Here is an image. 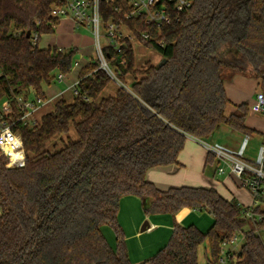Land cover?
<instances>
[{"label": "trees", "instance_id": "trees-1", "mask_svg": "<svg viewBox=\"0 0 264 264\" xmlns=\"http://www.w3.org/2000/svg\"><path fill=\"white\" fill-rule=\"evenodd\" d=\"M62 4L0 0V106L10 100L16 108L14 98L30 92L48 101L44 85L76 65L78 48L39 46L60 23L51 10ZM133 10L128 0L100 3L103 23L129 28L161 56L157 64L138 68L133 43L122 39L118 48L104 49L114 76L92 58L79 73L72 101L59 98L35 125L19 121V109L10 120L26 160L8 167L0 153V264H134L118 219L126 195L148 198L146 214L190 208L213 217L207 231L177 224L168 243L140 264H200L206 241L208 264H221L224 244L240 234L244 243L228 264H264V195L244 206L215 188L161 190L146 178L151 167L179 164L188 136L210 139L222 124L245 136L258 132L246 124L248 104L226 114L231 100L225 81L251 75L264 91V0H193L161 26L148 22L146 13L128 18ZM112 80L120 82L115 94L101 96ZM57 139L62 146L50 151ZM215 160L209 151L206 164ZM103 226L113 229L115 247Z\"/></svg>", "mask_w": 264, "mask_h": 264}, {"label": "built area", "instance_id": "built-area-1", "mask_svg": "<svg viewBox=\"0 0 264 264\" xmlns=\"http://www.w3.org/2000/svg\"><path fill=\"white\" fill-rule=\"evenodd\" d=\"M102 0H63L62 5H54L51 10V15L54 18L62 19L64 17H70L74 20L76 27L87 26L91 27L96 39L97 55L95 56L99 62L100 67L105 69L110 75L113 72L109 66V62L105 53V47L113 46L119 47L120 40L129 39L134 45V41L140 42L139 39L125 26H118L115 22L109 21L105 25L107 37L109 43L106 46H102L100 43V23L103 22L100 14V3ZM107 2H113L114 0H104ZM128 2L134 8L133 12L127 17L132 15H142L146 13L148 22L156 23L161 26L163 23H170L172 21V13L183 12L188 10L193 0H128ZM171 3L172 5H168ZM118 8H115L117 10ZM146 38L147 35L143 34ZM39 35L36 34L33 38V42L38 41ZM63 50V49H61ZM78 65V62L76 63ZM64 76L59 75V81H63ZM79 81L73 84L70 89H73V95H78L79 91L76 86ZM15 106L12 101L5 100L0 106V153L8 158V167H21L25 164L26 154L24 151L23 140L19 133L14 132L13 124L10 121L14 116L16 109L21 111L19 121L35 125L40 119H38L39 111L45 102L38 97H30V94H21L14 98ZM253 112L264 113V91L260 90L256 94L255 102L249 107ZM250 137L246 136L244 144L239 152L235 153L231 149L220 144H208L202 141L206 148L212 152L216 158L222 163L218 168V173L223 174L226 172V168L229 167L231 173L241 178L243 185L250 190L255 198V204L261 195H264V145L261 147L256 164H253L248 160L245 155V148ZM249 171L253 175L245 176V173ZM254 204V205H255ZM252 217V213H247ZM261 219V217H259ZM238 236H235L231 242L224 244L223 257L221 258V264H228V257L234 254L230 248L226 249V246L236 242Z\"/></svg>", "mask_w": 264, "mask_h": 264}, {"label": "rangeland", "instance_id": "rangeland-1", "mask_svg": "<svg viewBox=\"0 0 264 264\" xmlns=\"http://www.w3.org/2000/svg\"><path fill=\"white\" fill-rule=\"evenodd\" d=\"M67 18H62L60 23L56 26L55 31L50 34H44L41 36L39 46L40 47H47V46H56L59 47L60 49L63 50H68L70 48H78V53L75 56V61L79 62V65L73 66V69L71 73L66 75L64 78V82L62 81H57L55 83H52L51 85H44L43 90L45 93V96L49 99L48 101L45 102V104L42 106V110L38 116V119L41 118V116L47 112H50L54 108V101L56 95L66 89L69 85L68 88H70L73 84L77 82L79 79V73L82 70V68L92 59L96 58L95 56L97 55V46H96V39L95 35L93 34V30L91 27L87 26H81V27H76L75 23L70 20H66ZM68 21V22H65ZM100 43L104 47L108 45L109 39L107 37V32L105 29V25L103 22L100 23ZM134 49H135V60L137 67H142L143 64H145L147 61H150L154 64H157V60L159 59V54L150 48H147L143 46L140 42L134 41ZM161 59V58H160ZM159 62V61H158ZM249 77H252L251 75H248ZM133 80V77L131 75L126 76V83L129 86L131 81ZM75 82V83H74ZM118 85H120L119 81H114L112 80L107 87L105 88L103 94H108L112 92ZM67 88V89H68ZM261 90V88H260ZM256 90L255 95L260 91ZM254 95V97H255ZM34 95L30 92V97H33ZM74 95H73V89L69 91L65 95V98L68 101H72ZM255 99V98H254ZM253 103L250 104L249 107L252 106ZM228 108L226 109V112L229 113L231 112L232 108H234L232 105L227 106ZM256 118H259L261 120H264V114L262 113H256L253 112L251 109L249 110V114L247 117V122L249 124H254L256 122ZM69 135L72 138H75L76 131L73 126H71ZM250 139L248 141V144L246 145V152H245V157L248 158L250 161H252L253 164H256L257 159H258V152L261 149V146L264 144V134L260 132L254 133L252 136H249ZM246 139V136L244 134H241L232 128H230L227 125H220V127L216 130L214 135L210 139L203 140L205 143L209 144H221L227 148H230L231 150L235 152H239L242 145L244 144V141ZM201 142V141H200ZM219 142V143H217ZM201 145L205 146L202 142L200 143ZM57 145V149H59L62 146L61 140L57 139L55 142L50 144L48 146V149L50 151H54V147ZM200 145V149H204ZM239 150V151H238ZM194 158L196 156L194 155ZM217 160L209 162L206 164V168H204L203 171V165L201 168V173H203L204 178H208L213 181H217V179L214 177V170L217 167ZM220 179H224V176L220 177ZM236 183H234L233 180H229L228 187L227 186H219L221 192H223L227 197H231L232 194L230 193L229 188H236L235 185L238 183V180L236 179ZM238 187L241 189L243 188L241 185L237 184ZM233 198V197H232ZM120 211L118 215V219L120 222V225L122 228L126 230H129V217L134 211L145 213V208L143 204V200L141 197L136 196V195H126L122 197V200L120 201ZM2 212V207L0 205V214ZM171 217V216H167ZM199 217L200 219H198ZM146 220L143 221L142 225L140 226V229L143 227L144 223ZM194 223L197 224V226L202 230V231H207L213 224V217L208 211H195L191 215L190 219L187 220L186 224L189 223ZM124 226V227H123ZM246 228H248V225H246ZM102 231L104 235L106 236L108 242L110 243L111 246L115 247L116 244V235L113 231V229L110 226H103ZM127 239V238H126ZM146 243H149L147 241ZM155 239L152 238V243H154ZM127 242V241H126ZM135 239H130L129 241V248H130V255L133 260H136V253H135ZM244 243V237L242 234L238 235V238L235 243L229 244L226 246V249L230 248L234 253H238L241 246ZM128 246V244H127ZM164 247V246H163ZM163 247H158L157 250H161ZM128 248V250H129ZM211 258V249L209 243L206 241L203 245L200 246L199 248V253H198V259L200 264H208L209 260ZM143 262V261H142Z\"/></svg>", "mask_w": 264, "mask_h": 264}, {"label": "crops", "instance_id": "crops-1", "mask_svg": "<svg viewBox=\"0 0 264 264\" xmlns=\"http://www.w3.org/2000/svg\"><path fill=\"white\" fill-rule=\"evenodd\" d=\"M64 18H67L66 20L73 21L74 23V20L72 18L70 17H64ZM65 22H68V21H65ZM47 47H42V48H47ZM160 58L161 56L159 55V59L157 60V63L158 61L161 60ZM78 65H79V62H78ZM64 80L65 78L63 79L62 82H64ZM118 86L112 92L108 94H103L104 92L103 91L101 96H109V95L115 94ZM67 88L59 92L56 95L54 103L61 97L65 98V95L69 93V91L71 90L70 88L68 89ZM225 88H226L227 95L229 99L231 100V103L228 104V106L232 105L234 107L232 108L231 112L229 113L226 112V114L232 113L235 110V105L246 103L248 104V106H250L251 103L255 102V99H254L256 98L255 91L260 90L258 81L254 77H249L248 75H236L232 79L226 80ZM41 110L39 111V114ZM255 120L256 122L254 124H249L246 120V124L250 128L264 134V120H261L256 117H255ZM201 142L199 139L193 136H188L185 146L180 152L179 157H178L179 164L159 165V166L151 167L150 169H148L146 173V178L149 181L153 182L161 190H168L171 187H181V186L215 188L219 191V193L222 196H224L227 199H232L233 197L244 206L254 205L255 198L253 194L250 192L248 188H246L243 185L240 177L231 173L229 167L226 168V172H224L223 174L218 173V168L222 165V163L218 159H217L218 165L216 169L214 170V177L217 179V181L215 182L213 180L203 177V173H201L200 170L202 168V165H203V171H204V168H206V159H207L209 150L205 146L201 145L200 144ZM200 145L204 149L201 150ZM245 152H246V149H245ZM245 152H244V155H245ZM194 155L196 156V158H194ZM222 176H224V179L221 180L220 177ZM236 179L238 180L237 184L241 185L243 188L240 189L238 185L236 184L235 185L236 188H233V187L229 188L232 196L227 197L223 192H221L219 186L228 187L227 184H229V180L230 181L233 180L234 183H236L237 182ZM195 211H201V210L184 208L180 210L178 213H176L175 215L172 213L146 214V213L134 211L129 217V219L127 220L129 221V230H126L125 227L123 226L124 231L126 233V238H127L126 241L128 244V248L130 246L129 245L130 239L136 240V243L134 246L135 253H136V260H133L130 255L132 262L134 264H140L142 263V261L144 262L147 259H150L151 257H153L159 251L157 250L158 247H163L168 243L175 226L177 224L183 225V226L188 225L186 224L187 220L190 219L191 215ZM168 215L171 217H167ZM197 218L200 219L199 217ZM144 220H146L145 223L148 222L149 225L147 226L146 230L142 231V228L140 229V226L142 225ZM189 224H194V223L190 222ZM195 225L197 226V224ZM144 237L148 238L147 241L149 240L148 241L149 243L145 242L146 239H144ZM152 238L155 239L154 243L151 242ZM129 254H130V248H129Z\"/></svg>", "mask_w": 264, "mask_h": 264}, {"label": "water", "instance_id": "water-1", "mask_svg": "<svg viewBox=\"0 0 264 264\" xmlns=\"http://www.w3.org/2000/svg\"><path fill=\"white\" fill-rule=\"evenodd\" d=\"M28 37L30 36V33L28 32ZM166 61V59H163L159 64L162 65L164 62ZM143 204H144V208L147 207L148 204V198H144L143 199ZM149 225L148 222L145 223V225L142 227V231L146 230L147 226Z\"/></svg>", "mask_w": 264, "mask_h": 264}]
</instances>
